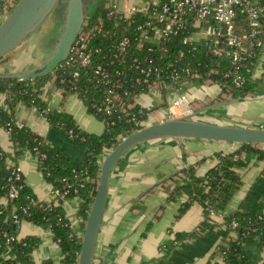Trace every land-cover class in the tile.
<instances>
[{"label": "crops", "instance_id": "crops-1", "mask_svg": "<svg viewBox=\"0 0 264 264\" xmlns=\"http://www.w3.org/2000/svg\"><path fill=\"white\" fill-rule=\"evenodd\" d=\"M5 15L0 13V22ZM39 29V28H38ZM36 29L20 44L0 57V73L20 71L44 61L50 54L57 33L37 32ZM264 64V53L259 59ZM193 83L194 90L188 98L194 112V118L216 121L232 125L264 128V84L248 93L244 98L256 100L257 110L251 112L241 106L244 98H233L222 94L211 86L214 83ZM183 86V91L190 87ZM210 87L209 90L205 89ZM200 89V91H199ZM163 96L140 94L136 102L150 108V123L166 119L165 108L168 102ZM43 99L50 110H62L72 115L81 129L101 133L104 124L93 116L82 100L73 93H64L50 78L44 86ZM234 103V104H230ZM0 104L6 108L3 97ZM15 117L34 132L40 133L51 146L62 149L74 161L85 158L80 142L70 138L62 130L48 126L44 116L33 107L18 106ZM240 143L222 142L195 138H160L146 141L131 147L112 169L107 201L103 213L92 264H206L212 248L220 242L224 233L222 215H211L216 224L190 239L173 246L174 233L198 228L203 220V208L193 202L189 208L178 215L180 200H168V194L180 182L175 175L182 168L196 164L198 175H204L216 162L213 152L236 150ZM0 148L6 154V165L21 168L23 179L40 200L51 199V184L38 169L37 156L30 151L16 155V149L9 132L0 126ZM245 163L237 168L241 185L228 201L225 212L249 210L257 198H264V160L257 159L255 153L242 151L239 155ZM66 216L74 232L82 231L80 216L81 200L71 197L63 202ZM19 237L34 235L39 244L32 258L36 262L52 259L60 264L61 251L45 225H33L22 221L17 226ZM246 256L254 263L264 262V231H259L255 239L244 244ZM6 257L12 255L6 251Z\"/></svg>", "mask_w": 264, "mask_h": 264}, {"label": "trees", "instance_id": "trees-1", "mask_svg": "<svg viewBox=\"0 0 264 264\" xmlns=\"http://www.w3.org/2000/svg\"><path fill=\"white\" fill-rule=\"evenodd\" d=\"M64 1H60L54 12L52 31H58L62 25ZM260 1L264 3V0ZM101 2L99 0L93 7L88 8L86 16L90 15L91 19H94L101 15L103 13ZM1 12L2 0H0ZM92 44L100 45V40L95 39ZM108 53L106 52V58H109ZM154 54L155 52L152 53V56ZM184 59H188L191 66L202 73L216 66V59L203 52L201 48L195 52H187ZM255 59V57L252 58L250 64ZM64 62L50 73L33 78L0 77V96L3 97V102L6 105L4 108L0 104V126L9 132L10 139L16 149V155L27 150L37 156L38 169L51 185L61 187L62 184H68L76 187L81 182L84 183V186L78 187L76 194L69 193L67 195V199L78 197L81 200L80 216L83 222L97 187L98 162L124 135L141 128V124H134L133 118L144 121L151 109L143 107L142 112H139V105H135L128 114H98L90 106L91 98L97 96V87L94 86L90 78L84 76L83 73L86 71H82L80 78L75 81L72 74L77 68L64 66ZM227 65L228 62L221 59L220 65L216 66L217 73L211 74V80L220 85L221 93L242 99L264 84V71L261 76L256 78L250 77L249 73L243 71L244 81L240 85H236L230 78L222 77ZM52 76H55L54 84L62 92L77 95L87 110L104 124V130L101 133L85 131L76 125L71 114L62 110L49 109L43 99V94L44 86ZM204 78L197 81L202 82ZM74 84L77 85L76 88L72 87ZM143 90L146 88L132 87V96ZM22 105L33 107L39 111L50 128L62 130L70 138L80 142L84 149V160L74 161L64 150L48 144L42 134L34 132L25 125L18 126L15 112L17 107ZM131 117L132 121H129L128 119ZM242 151L255 153L257 159L264 160V144L241 143L233 151L217 150L212 154L216 160L215 164L204 175L197 174L196 164L182 168L179 172H182L184 177L168 194V200L186 198L181 203L178 215L184 213L193 202H198L203 208L204 217L198 228L174 233L173 246L186 239L196 237L200 231L214 228L216 224L211 221L212 212L222 215L223 237L212 248L206 264H254L246 256L244 244L253 241L259 231H264V198H257L249 210L240 209L225 212L233 192L241 185L237 168L242 167L245 163L239 158ZM5 160L6 154L0 148V264H56L50 258L40 262L33 260V251L39 244V238L34 235L19 237L16 230L17 225L11 218L13 213H17L22 221L37 226H47L53 240L60 248V264H76L80 241L66 216L63 201L55 204L38 199L33 190L25 184L24 179L21 180L22 187L18 197L9 200L7 189L10 184V170L7 168ZM233 221L237 223L235 227L232 226ZM8 248L12 253L10 257H6L4 254Z\"/></svg>", "mask_w": 264, "mask_h": 264}, {"label": "built area", "instance_id": "built-area-1", "mask_svg": "<svg viewBox=\"0 0 264 264\" xmlns=\"http://www.w3.org/2000/svg\"><path fill=\"white\" fill-rule=\"evenodd\" d=\"M16 1L2 0L4 15ZM101 1L103 13L94 19L90 15L85 17L63 61L64 66L77 68L72 74L75 81L86 71L84 76L97 87V96L91 98L90 106L98 114H128L135 105H139L138 111L142 112L143 106L136 102L138 95L150 90L160 95L168 90L179 92L188 82L204 77L202 82L220 87L211 80V74L217 73L216 66L221 59L228 62L222 77L230 78L236 85L244 81L243 71L252 78L261 76L264 71V64L258 63L264 53V3L260 0ZM95 39L100 40V45L92 44ZM199 48L216 59V66L205 73L184 59L187 52ZM51 78L55 80V76ZM139 86L146 90L132 96V87ZM193 111L190 100L183 95L171 100L165 108L166 118L181 117ZM149 112L144 121L133 118L134 124L142 127L149 124ZM128 120L132 121V117ZM16 124L24 125L20 121ZM7 168L10 170L7 198L12 200L19 195L23 173L17 165H7ZM178 176L183 178L184 174L179 172ZM79 186L84 183L76 187L51 185V199L47 202H64L69 193L78 192ZM185 199L183 197L181 202ZM11 218L17 226L22 222L17 213ZM236 225L233 221L232 226ZM76 235L80 241L82 231ZM7 251L11 252L9 248Z\"/></svg>", "mask_w": 264, "mask_h": 264}, {"label": "water", "instance_id": "water-1", "mask_svg": "<svg viewBox=\"0 0 264 264\" xmlns=\"http://www.w3.org/2000/svg\"><path fill=\"white\" fill-rule=\"evenodd\" d=\"M61 0H17L0 22V57L40 27ZM91 0H65L61 30L41 63L20 71L0 73L1 78H33L53 71L63 62L79 33ZM197 112L149 123L122 137L98 162L97 187L82 224L76 264H92L107 201L110 175L133 146L160 138H195L222 142L264 144V128L232 125L194 118Z\"/></svg>", "mask_w": 264, "mask_h": 264}, {"label": "rangeland", "instance_id": "rangeland-1", "mask_svg": "<svg viewBox=\"0 0 264 264\" xmlns=\"http://www.w3.org/2000/svg\"><path fill=\"white\" fill-rule=\"evenodd\" d=\"M53 15H54V13L53 14H50L44 20V22L40 25V27L37 30V32H50V34L51 33L54 34V33H58L61 30V27H59V30L58 31L57 30L56 31H52V28H53V19H54ZM192 82L197 83V84H201V86L204 85L203 82H199V81H192ZM210 86H211V90L214 87L218 91V87L215 84H212ZM185 87L186 88L190 87V89L187 90V91H185V92L183 91V89L180 90L179 92H173L172 90L166 91V93L164 95H162L163 96L162 100L163 101L165 100L169 104L171 102V100H173L176 97H179L181 95H183L184 97H186L188 99L190 97V95L192 94V91L194 90V85H193V83H191L189 85H185ZM209 88L210 87H206L205 89H208L209 90ZM199 91H200V89H199ZM153 92L158 93L157 91L150 90V91H147V92L143 93V95L150 97L151 95H153ZM237 102H240L241 103V106L243 105V108L247 109L248 111L253 112V111L257 110V102H256V100H252L251 101V100H248L247 98H244L242 102L241 101H237ZM230 104H234V103H230ZM73 198H75V197H73Z\"/></svg>", "mask_w": 264, "mask_h": 264}, {"label": "flooded vegetation", "instance_id": "flooded-vegetation-1", "mask_svg": "<svg viewBox=\"0 0 264 264\" xmlns=\"http://www.w3.org/2000/svg\"><path fill=\"white\" fill-rule=\"evenodd\" d=\"M99 0H91V2L88 3V8L92 7L93 5H95ZM57 8V7H56ZM56 8L53 10V12L51 14H53L56 11ZM178 173L175 175L176 179H179L181 181V177L178 176ZM179 183V182H178Z\"/></svg>", "mask_w": 264, "mask_h": 264}]
</instances>
